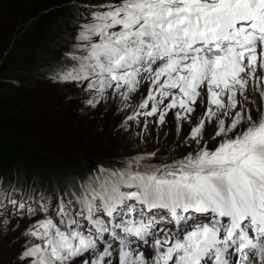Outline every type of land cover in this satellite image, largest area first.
Returning <instances> with one entry per match:
<instances>
[{
  "label": "snow or ice",
  "instance_id": "6c2138e0",
  "mask_svg": "<svg viewBox=\"0 0 264 264\" xmlns=\"http://www.w3.org/2000/svg\"><path fill=\"white\" fill-rule=\"evenodd\" d=\"M87 7L81 43L65 54L72 66L53 79L88 93L91 107L109 96L127 103L147 84L125 124L163 125L169 113L190 122L199 106L185 141L200 145L213 122L221 141L171 163H154L152 152L99 164L27 205L17 189H0V213L11 205L13 218L34 217L39 204L42 214L20 234L28 239L18 264H264V0ZM253 92L259 102L250 106Z\"/></svg>",
  "mask_w": 264,
  "mask_h": 264
},
{
  "label": "rangeland",
  "instance_id": "374dc122",
  "mask_svg": "<svg viewBox=\"0 0 264 264\" xmlns=\"http://www.w3.org/2000/svg\"><path fill=\"white\" fill-rule=\"evenodd\" d=\"M90 2L99 3L101 0H64L61 4V8H66L65 13L58 15L57 19L62 20L65 27L54 39V43L59 45L62 41H68L70 47L43 51V64L52 66L57 63V66L53 67L52 78L46 80L35 94L37 102L42 105L32 102L31 99L12 102L5 117V123L18 125L15 129L18 133L16 137L24 140L39 155H45L47 160L55 164L54 167L58 171L57 181L63 185L62 192L72 183L82 181L97 165H108L138 153L155 152L154 163L162 164L171 163L174 158L198 151L205 143L209 150L215 149L221 141V137L212 138L216 131L215 122L205 125L200 145L191 140L185 141L190 125L196 124L197 118L203 116V107H197L190 122L176 121L173 113H169L163 125H158L155 117H140L139 123L127 121L125 124L126 117L137 110L139 102L143 99L142 94H146L147 84H143L139 92L132 94L133 98L127 103L119 97L109 96L95 107H91L85 103L90 98L88 93L78 89L74 83L53 79L56 71L67 66L66 61L72 62L65 54L72 51L74 45L81 43L75 37L79 31L78 25L83 24L88 16L87 5ZM47 11H41L40 17ZM34 27L35 18L19 23L14 33L29 32ZM22 97L23 95L20 96ZM258 102V96L253 92L250 106ZM224 119L227 126L230 117ZM178 124H182V130L179 132ZM24 134L26 136L22 138L21 135ZM70 173L75 175L68 177ZM54 175L53 172L49 174L47 171L32 169L24 162L18 164L9 161L8 167L1 169L0 166V189L10 194L13 189H17V199L25 200L27 205L33 202L30 197L39 199L41 194L52 193ZM52 207L55 209L54 203ZM35 208L36 216L25 215L19 220L12 217L14 209L11 205H8L7 215L0 213V220H9L7 225L0 224V264H18L17 255L21 251V245L28 239L20 234L35 220L42 218L39 204H36ZM48 215L55 218L56 213L53 210ZM17 223L19 227L14 228Z\"/></svg>",
  "mask_w": 264,
  "mask_h": 264
},
{
  "label": "trees",
  "instance_id": "16d2710c",
  "mask_svg": "<svg viewBox=\"0 0 264 264\" xmlns=\"http://www.w3.org/2000/svg\"><path fill=\"white\" fill-rule=\"evenodd\" d=\"M63 2L64 0H0V166L3 169L8 167L9 161L18 164L24 162L32 169L47 171L49 174L53 172L55 184L52 188L58 192H62L63 185L57 181L55 164L16 137L18 133L15 129L18 125L5 123V117L12 102L30 99L37 102V90L52 78L51 73L57 63L45 66L43 51L63 49L64 46L69 49L68 41H62L59 45L54 43V39L65 27V23L57 19L58 15L65 13L66 8H61ZM45 9L48 11L40 17L39 13ZM33 18L35 27L31 31L14 33L19 23ZM66 65L71 67L72 62L66 61ZM24 136L26 135H21L22 138ZM73 175L75 174L70 173L68 177Z\"/></svg>",
  "mask_w": 264,
  "mask_h": 264
}]
</instances>
